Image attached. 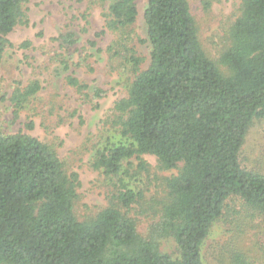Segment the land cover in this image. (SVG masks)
Segmentation results:
<instances>
[{
	"label": "trees",
	"instance_id": "16d2710c",
	"mask_svg": "<svg viewBox=\"0 0 264 264\" xmlns=\"http://www.w3.org/2000/svg\"><path fill=\"white\" fill-rule=\"evenodd\" d=\"M30 1L0 0V63ZM105 2L95 36L115 37L104 51L90 41V50L106 53L127 94L115 102L114 132L93 146L91 165L112 177L117 193L80 215L79 174L55 146L0 130V264H264V166L244 157L250 129L264 121V0L242 1L217 57L203 44L191 0H147L145 41L135 29L138 0ZM59 41L65 54L52 60L87 100L90 86L71 70L94 73L95 55L71 28ZM144 42L149 58L137 50ZM41 89L37 80L16 87V112ZM103 95L96 89L95 98ZM145 155L157 159L153 179ZM165 171L176 173L158 176ZM145 173L149 182L132 183ZM219 224L224 238L211 241ZM252 231L257 241L246 245ZM170 239L176 254L162 250Z\"/></svg>",
	"mask_w": 264,
	"mask_h": 264
},
{
	"label": "rangeland",
	"instance_id": "374dc122",
	"mask_svg": "<svg viewBox=\"0 0 264 264\" xmlns=\"http://www.w3.org/2000/svg\"><path fill=\"white\" fill-rule=\"evenodd\" d=\"M242 1L191 0L203 44L212 56L219 55L226 40V30L238 16ZM146 7L147 0H138L139 14L135 29L137 36L144 41L147 40L144 20ZM107 9L105 0H31L24 6L26 23L18 25L8 36L11 46L7 48L0 63V130L8 133L22 131L55 146L69 170L79 174L78 205L82 216L108 205L109 192L117 193L112 177L93 169L91 165L93 146L103 145L114 132L111 120L114 119L115 102L127 94L122 75L108 70L106 53L97 52V48L96 51L90 50V41L97 40L98 47L104 51L115 37L109 31L100 39L95 36L104 28ZM70 28L81 36L80 48H87L95 55L94 73L75 66L71 70L90 86V98L87 100L82 99L65 82L66 73L59 63L52 60L57 54H65L66 49L61 47L59 38ZM25 42L30 45L23 47ZM137 50L149 58V43L138 44ZM74 59L75 62L78 61V54H75ZM33 80L41 83V91L28 107L16 112L10 101L11 94L16 87L27 86ZM96 89L104 92L102 99L95 98ZM244 157L248 159L247 164L264 166V121H257L250 129L244 146ZM144 159L152 167L149 177H157V159L151 155H145ZM131 162L137 166L136 160ZM175 173L176 171L159 172L158 176ZM138 180L140 181L133 180L132 183L140 185L142 181L149 182L146 173ZM150 188L148 196L155 189ZM137 208L141 209L140 206ZM146 224L139 222L141 233L146 230ZM220 231V224L216 225L211 241L224 238L223 231L216 234ZM254 233L252 231L248 235L246 245H251L252 240L254 243L257 241ZM176 249L177 245L172 239L162 243L164 252L176 254ZM252 251L250 255L253 257L262 256L255 249ZM209 260L207 264H216L211 262V258Z\"/></svg>",
	"mask_w": 264,
	"mask_h": 264
}]
</instances>
